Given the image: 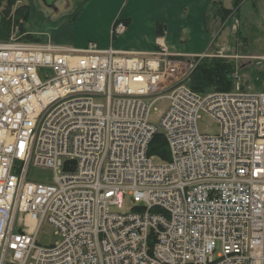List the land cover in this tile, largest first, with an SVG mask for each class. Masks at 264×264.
Masks as SVG:
<instances>
[{
  "label": "built area",
  "instance_id": "1",
  "mask_svg": "<svg viewBox=\"0 0 264 264\" xmlns=\"http://www.w3.org/2000/svg\"><path fill=\"white\" fill-rule=\"evenodd\" d=\"M156 44L0 39V264H264V89L235 73L230 89L197 91L210 47ZM203 113L218 132L200 131ZM158 132L167 159L149 152ZM32 165L53 181L28 179ZM45 222L60 236L48 245Z\"/></svg>",
  "mask_w": 264,
  "mask_h": 264
},
{
  "label": "rangeland",
  "instance_id": "2",
  "mask_svg": "<svg viewBox=\"0 0 264 264\" xmlns=\"http://www.w3.org/2000/svg\"><path fill=\"white\" fill-rule=\"evenodd\" d=\"M93 1L95 0H55L53 5H49L44 0H17L12 11L27 3V7L33 11L28 18H25V13L19 15L20 21L22 22L24 18L26 25L23 32L12 19L15 23L12 34L14 37L22 38L31 32L40 37L42 42L48 41L47 37L52 40L51 36H60L64 37L63 43H56L68 46L72 43L71 38L83 41L84 45L91 40L102 43L103 33L107 27L105 20L99 18L102 12H99L98 5L88 6ZM222 2L228 5L223 4L225 7L231 6V9L230 11L220 10L218 5L214 8V19L210 22V31H208L210 43L207 46V48L210 47L208 49L212 53L194 62L189 83L202 61L222 57L234 63L231 78H234L236 73L241 78L245 89H264V0H240L238 5L234 4V0H223ZM96 3H100V0H96ZM12 16L15 18L14 13ZM116 22L117 20L109 30L112 39L122 34L115 35ZM126 25L128 28V22ZM167 104L166 99L157 100L151 109L150 120L160 131L162 130V112L165 111ZM198 127L201 132L219 131L217 120L206 113H203L202 118L198 120ZM53 178L54 170L50 167L33 165L30 167L28 176L30 180L49 183L53 181ZM133 204L132 197L128 195L124 200L123 209L129 210ZM59 238L56 228L47 222L43 223L38 234L39 243L48 245Z\"/></svg>",
  "mask_w": 264,
  "mask_h": 264
},
{
  "label": "crops",
  "instance_id": "3",
  "mask_svg": "<svg viewBox=\"0 0 264 264\" xmlns=\"http://www.w3.org/2000/svg\"><path fill=\"white\" fill-rule=\"evenodd\" d=\"M222 1L100 0V3H96L95 0L88 6L98 5L99 12H102L99 18L105 20L107 28L103 33L102 43L98 41L102 47L114 45L119 49L150 51L157 47L156 37L163 35L171 51L199 53L205 50L210 43L207 29L208 16L213 12L217 2L224 4ZM118 19L126 20L128 28L117 38L112 39L109 30ZM158 24L162 27V33H159ZM51 38L59 43L64 41V37L60 36H51ZM49 39L47 37V40ZM70 40L72 47L84 46L83 41L72 38Z\"/></svg>",
  "mask_w": 264,
  "mask_h": 264
},
{
  "label": "trees",
  "instance_id": "4",
  "mask_svg": "<svg viewBox=\"0 0 264 264\" xmlns=\"http://www.w3.org/2000/svg\"><path fill=\"white\" fill-rule=\"evenodd\" d=\"M17 0H0V13H1V24H0V37L2 40H7L12 35V30L16 25L19 26L20 31L23 32L26 28L24 18L22 23L20 21V14L25 13V18H28L32 9H29L28 3L20 5L14 11H12L13 5ZM240 0H234V4L238 5ZM220 10L230 11V7H225L222 3H216V7ZM4 6V7H3ZM27 7V8H26ZM214 7V8H216ZM26 8V10L24 9ZM14 13L15 18L12 16ZM214 11L208 16V31H210V22L214 19ZM15 21V23L12 22ZM26 20V19H25ZM159 33H162V27L158 24ZM26 40L41 41L40 37L35 36L29 32L22 37ZM234 63L222 57H214L210 60L202 61L194 72L190 85L197 91L207 92L210 90H226L233 86V78L231 74L234 72ZM150 153L155 154L163 159L169 158V148L165 136L162 133H156L150 144Z\"/></svg>",
  "mask_w": 264,
  "mask_h": 264
},
{
  "label": "water",
  "instance_id": "5",
  "mask_svg": "<svg viewBox=\"0 0 264 264\" xmlns=\"http://www.w3.org/2000/svg\"><path fill=\"white\" fill-rule=\"evenodd\" d=\"M47 4L49 5H53V3L55 2V0H44Z\"/></svg>",
  "mask_w": 264,
  "mask_h": 264
},
{
  "label": "flooded vegetation",
  "instance_id": "6",
  "mask_svg": "<svg viewBox=\"0 0 264 264\" xmlns=\"http://www.w3.org/2000/svg\"><path fill=\"white\" fill-rule=\"evenodd\" d=\"M46 3V2H45Z\"/></svg>",
  "mask_w": 264,
  "mask_h": 264
}]
</instances>
